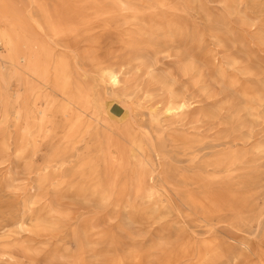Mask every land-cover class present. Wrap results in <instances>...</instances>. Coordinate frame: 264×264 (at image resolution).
Returning a JSON list of instances; mask_svg holds the SVG:
<instances>
[{
  "label": "rangeland",
  "instance_id": "1",
  "mask_svg": "<svg viewBox=\"0 0 264 264\" xmlns=\"http://www.w3.org/2000/svg\"><path fill=\"white\" fill-rule=\"evenodd\" d=\"M6 1L28 22L42 17L40 6L50 12L58 6V0ZM165 1L157 13L175 12L183 34L176 33L174 44L150 47L148 54L158 72L175 80L176 94L191 104L182 119L161 111L160 128L154 123L149 129V110L162 108L169 95L162 84L151 82L146 70L137 73L143 59H133L137 51L127 46L129 33L137 29L133 23L115 12L112 18L89 10L80 35L65 38L70 46L64 49L79 55V72L96 82V96L110 101L117 93L132 107L120 125L162 132L166 151L155 164L157 174L167 177L164 201L157 202L159 208L137 202L132 219L125 200L77 195L67 182L56 188L60 191L49 186L27 207L38 171L27 169L29 153L18 158L17 84L14 67L2 61L7 52L0 41V264H165L168 253L182 242L190 243L193 252L173 264H197L199 251L209 241L223 248L224 255L208 264H262L264 105L252 102L251 96L256 91L264 95V0ZM9 27L8 19L0 18V31ZM122 63L126 73L121 87L100 81L102 66ZM5 112L9 115L2 120ZM48 142L45 138L40 143L34 156L38 163L48 152ZM85 146L86 140L76 144L63 169L78 161ZM230 153L243 156L231 170L219 171L214 161ZM167 166H172L170 173H165ZM196 170L204 178L195 176ZM222 190L237 192L247 201L239 209L223 207L208 214L206 207L192 205L185 197L191 193L203 198ZM202 201L209 206L208 200ZM83 232L87 239L80 245L76 238Z\"/></svg>",
  "mask_w": 264,
  "mask_h": 264
},
{
  "label": "bare ground",
  "instance_id": "2",
  "mask_svg": "<svg viewBox=\"0 0 264 264\" xmlns=\"http://www.w3.org/2000/svg\"><path fill=\"white\" fill-rule=\"evenodd\" d=\"M166 5L165 0H58V6L51 12L40 6L42 17L28 22L17 7L0 0V18H6L10 23L8 30L0 31V41L7 52L2 61L14 67L17 84L14 111L16 150L20 159L29 153L27 169L38 171L27 207L34 204L39 194H44L49 186L60 191L56 188L66 182L77 195L92 196L100 201L125 200L131 210L129 219L139 210L137 202L157 204L164 201L162 188L167 177L161 178L157 174L155 164V158L160 160L166 151L162 132H159L162 127L160 112L163 111L168 118L182 119L191 104L187 98L176 94L175 80L158 72L159 69L154 67L156 60L152 61L148 54L150 47L169 42L174 44L176 33L183 34L175 12L171 15L157 13L160 6ZM170 9L176 11V6ZM89 10L108 16L115 12L123 17L125 23H133L137 27L129 33L127 42L129 48L137 51L132 58L143 59L137 73L146 70L151 82L162 84L169 95L162 108L152 106L149 110L148 127L150 129L154 123L157 124L156 134L151 130L143 131L141 128L144 126L139 129L133 124L120 125L132 112L130 104L121 101V95L117 93L110 101L96 96V82L86 73L79 72V55L64 49L70 46L66 44V37L73 33L76 37L80 35L79 30L86 23ZM195 37L201 43L202 38ZM86 56L93 58L90 53ZM123 66V63L102 66L100 81L113 88L121 87L122 75L126 73ZM247 92H244L245 96ZM251 98L258 106L264 105V95L260 91L254 92ZM114 107L121 108L119 115L113 113ZM8 115L5 112L2 120H6ZM99 125L104 130H100ZM45 138L49 139L48 152L38 163L34 156ZM83 140H86L85 153L77 162L63 169L69 152ZM184 140L191 141L188 137ZM242 156V153L226 154L217 157L213 164L219 171L231 170ZM171 170L172 166H167L165 173ZM196 171L195 176L204 178L200 170ZM236 193L222 190L203 198L191 193L185 197L192 205L206 207L205 212L211 214L223 207L232 210L243 207L247 198ZM202 200H208L209 206L203 205ZM156 207L159 208V204ZM24 224L21 222V227ZM85 233L78 234V244H84L87 239ZM192 248L188 242L179 243L168 253L165 264H173L179 258L192 254ZM202 249L197 264H208L224 255L223 248L213 241L205 243ZM261 263L264 264V258H261Z\"/></svg>",
  "mask_w": 264,
  "mask_h": 264
},
{
  "label": "water",
  "instance_id": "3",
  "mask_svg": "<svg viewBox=\"0 0 264 264\" xmlns=\"http://www.w3.org/2000/svg\"><path fill=\"white\" fill-rule=\"evenodd\" d=\"M113 111L116 113V114H120L121 113V110L117 107H114L113 108Z\"/></svg>",
  "mask_w": 264,
  "mask_h": 264
}]
</instances>
